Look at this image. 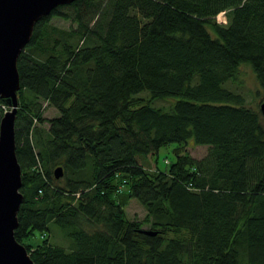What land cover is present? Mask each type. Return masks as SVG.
<instances>
[{
	"label": "trees",
	"instance_id": "1",
	"mask_svg": "<svg viewBox=\"0 0 264 264\" xmlns=\"http://www.w3.org/2000/svg\"><path fill=\"white\" fill-rule=\"evenodd\" d=\"M242 63L255 104L224 85ZM16 66L13 234L33 261L264 264V0H73L34 23ZM189 139L203 156L142 163ZM131 198L142 220L126 217Z\"/></svg>",
	"mask_w": 264,
	"mask_h": 264
},
{
	"label": "water",
	"instance_id": "2",
	"mask_svg": "<svg viewBox=\"0 0 264 264\" xmlns=\"http://www.w3.org/2000/svg\"><path fill=\"white\" fill-rule=\"evenodd\" d=\"M73 0H0V98L8 106L0 117V264H37L13 234L22 201L21 167L15 153L14 121L19 74L16 60L28 42L34 23L60 5ZM264 116V98L259 103ZM54 176L62 174L61 166ZM143 232L154 234L155 230Z\"/></svg>",
	"mask_w": 264,
	"mask_h": 264
},
{
	"label": "rangeland",
	"instance_id": "3",
	"mask_svg": "<svg viewBox=\"0 0 264 264\" xmlns=\"http://www.w3.org/2000/svg\"><path fill=\"white\" fill-rule=\"evenodd\" d=\"M216 18L218 21H223V22L226 19L223 12H220V14H218L216 16ZM51 22L53 24H55L59 27H63V28L69 27L70 24L72 26H75V24L71 23L69 20H64V19L56 17V16L52 17ZM225 84L231 88L237 87L238 90H240L244 94V96L246 97L248 102L251 104H255L257 101H259V96L263 94V92H262V93H259L257 96L252 95L253 89L255 87L254 74H253L252 69L245 63H242L239 66V69L237 72V81L234 83H229V84H227V81H226L224 83V85ZM143 94L144 93H141V95H143ZM164 99H168L170 101V104H172V102L176 98H164ZM152 102L154 105H159V106H160V104H166L167 103L166 101L161 100L160 98L154 99ZM43 104L45 105L43 108V115H45L46 117H51V116L56 115L58 113V111L56 110L55 107H53L51 105H46V103H43ZM6 108H8V106L6 104H5V106H3L2 103H0V109L4 110ZM1 115H0V117H1ZM190 141H191L190 139L187 140L186 145H184L183 142H178V141H171V142H168L166 144H163V145L158 147L156 152L147 156L148 159H149V156H151L149 161L146 162L145 160L142 159V161H143L142 163L146 167H148L150 170L154 169L155 166L160 170H164L168 166V163L173 162L175 160L176 149L177 148L181 149L184 146L190 155L197 157V158L203 156L207 150V146L205 144L191 143ZM124 209H125L126 217L129 219L142 220L146 214L145 207L134 198H131L127 201ZM141 226L144 228H148L149 225H148V223H143V224H141ZM53 231L57 232L56 229H53ZM56 234H58V236H56L57 238H55L54 240L57 242L64 243L65 239L61 237L59 232H57ZM23 240L26 242L36 243V242L40 241V235L38 232H35L34 235H31L27 238L25 237Z\"/></svg>",
	"mask_w": 264,
	"mask_h": 264
},
{
	"label": "bare ground",
	"instance_id": "4",
	"mask_svg": "<svg viewBox=\"0 0 264 264\" xmlns=\"http://www.w3.org/2000/svg\"><path fill=\"white\" fill-rule=\"evenodd\" d=\"M218 14H220V13H218ZM218 14H217V15H218Z\"/></svg>",
	"mask_w": 264,
	"mask_h": 264
}]
</instances>
